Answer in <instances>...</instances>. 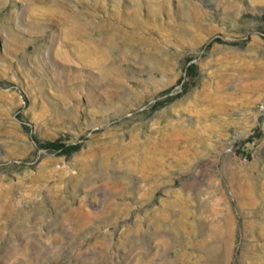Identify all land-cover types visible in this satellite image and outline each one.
<instances>
[{
    "label": "rangeland",
    "instance_id": "obj_1",
    "mask_svg": "<svg viewBox=\"0 0 264 264\" xmlns=\"http://www.w3.org/2000/svg\"><path fill=\"white\" fill-rule=\"evenodd\" d=\"M0 264H264V0H0Z\"/></svg>",
    "mask_w": 264,
    "mask_h": 264
},
{
    "label": "trees",
    "instance_id": "obj_2",
    "mask_svg": "<svg viewBox=\"0 0 264 264\" xmlns=\"http://www.w3.org/2000/svg\"><path fill=\"white\" fill-rule=\"evenodd\" d=\"M40 146L48 150H60L64 153L72 152L78 148V144H65L60 142L59 140L47 141L41 143ZM251 147H252L251 141L248 139L241 146V150L245 151L246 149H250Z\"/></svg>",
    "mask_w": 264,
    "mask_h": 264
},
{
    "label": "built area",
    "instance_id": "obj_3",
    "mask_svg": "<svg viewBox=\"0 0 264 264\" xmlns=\"http://www.w3.org/2000/svg\"><path fill=\"white\" fill-rule=\"evenodd\" d=\"M244 159H245V157H244Z\"/></svg>",
    "mask_w": 264,
    "mask_h": 264
}]
</instances>
